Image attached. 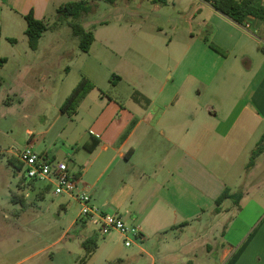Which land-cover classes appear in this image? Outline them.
Wrapping results in <instances>:
<instances>
[{
    "label": "crops",
    "instance_id": "obj_1",
    "mask_svg": "<svg viewBox=\"0 0 264 264\" xmlns=\"http://www.w3.org/2000/svg\"><path fill=\"white\" fill-rule=\"evenodd\" d=\"M145 2L156 14L170 6L187 14L188 35L181 42H163L155 35L162 33L163 26L153 24L147 30L142 24L126 25L132 33H128L132 40L126 48L149 60L150 68L122 58L128 65L122 75L112 79L107 75L102 84L83 78L93 89L74 115L60 107L61 115L73 117L78 128L83 125L75 132L73 153L66 149L40 153L56 160L71 157L70 169L78 187L90 195L92 204L121 218L143 242L146 238L163 242L170 233L198 226L200 234L191 243L201 241L208 254L217 252L220 245L217 264H224L253 232L249 223L237 231L235 239L229 237L235 216L226 213L240 203L234 206L227 199L218 214L214 209L216 199L226 189L235 194L237 178L253 172L264 156L247 168L264 135V24L253 21L245 24L248 28L240 27L205 0H140V8ZM64 4V0H0V61L5 60L1 90L6 84L5 67L17 60L19 46L25 43L28 59L23 70L32 75L24 80L25 85L22 67L17 70V81L26 87L25 95L11 89L19 102L32 93L39 103V92L42 97L50 91L55 75L48 70V61L55 54H47V48L39 50L44 34L58 24L50 27L52 12L57 14ZM30 13L48 26L36 50L30 49L25 34ZM96 42L94 35L85 54ZM107 51L120 56L119 50ZM124 83L129 92L121 87ZM111 91L116 94L108 95ZM8 99L9 104L15 101ZM52 128L53 124L37 134L43 136ZM215 232H220L221 242ZM194 256L188 264H198V255ZM152 258L153 264H167L165 257ZM234 264H264V225L254 231Z\"/></svg>",
    "mask_w": 264,
    "mask_h": 264
},
{
    "label": "rangeland",
    "instance_id": "obj_2",
    "mask_svg": "<svg viewBox=\"0 0 264 264\" xmlns=\"http://www.w3.org/2000/svg\"><path fill=\"white\" fill-rule=\"evenodd\" d=\"M70 2L87 3L90 11L78 20L62 18L52 12L55 17L50 27L54 22L58 24L44 34L39 52L47 48V54H55L48 61V70L55 79L50 82L48 93L40 97L39 92V103L33 100L32 93L27 95L24 103L11 94L12 89L25 95L26 87L20 86L16 75L19 67L23 70L27 66L26 43L19 46L21 56L18 54L17 60L5 67L3 73L6 84L0 92V264H153L154 256L167 258L164 260L167 264H188L195 254L198 255V264H217L220 245L217 252L208 254L203 251L205 246L201 241L191 243L200 234L198 226L170 233L162 239L163 242L156 238H146L143 242L131 232L132 245L126 247L122 235L118 232L103 235L95 220L87 219L83 225V219H80L82 207L78 202L67 195H55L54 189H47L44 183L32 184L23 178L18 153L28 143H32L37 152L66 149V152L73 153L75 132L83 125L78 128L73 117L61 115L60 107L83 78L94 84L105 83L107 75L111 78L125 73L128 69L126 62L150 68L149 60L126 48L127 42L130 47L132 40L128 35L132 33L125 29L126 25L142 24L147 30L153 24L163 26L162 33L155 34L163 42H181L188 35L187 14L179 13L172 6L156 14L148 2L140 8V0H120L117 6L105 0H64L65 4ZM72 23L94 33L97 42L89 54L80 50ZM107 48L119 50L120 56ZM31 76L23 70L21 82L26 85L24 80ZM121 87L130 91L127 83ZM115 94V91L108 93ZM9 97L15 100L12 104H9ZM52 124L49 133L37 134L50 129ZM32 134H35L34 142H30ZM237 179L238 188L233 193L243 195L239 206L226 213V216H235L229 231V237L234 239L244 225L251 223L253 231L264 225V156L253 172L246 171ZM230 204L233 205L232 201ZM215 233L217 241L221 242L220 232ZM92 240L97 247L88 254L83 243Z\"/></svg>",
    "mask_w": 264,
    "mask_h": 264
},
{
    "label": "trees",
    "instance_id": "obj_3",
    "mask_svg": "<svg viewBox=\"0 0 264 264\" xmlns=\"http://www.w3.org/2000/svg\"><path fill=\"white\" fill-rule=\"evenodd\" d=\"M110 4H115L117 0H105ZM158 1V0H154ZM164 2V0H160ZM212 5L215 12L232 21L236 25L243 27L245 24L259 21L264 24V4L262 0H205ZM89 7L87 3L70 2L60 6L57 10V14L62 18H72L78 20L87 13H89ZM27 30L25 32L30 49L36 50L38 48L39 41L43 34L48 30V26L41 20L34 17L33 13L26 16ZM75 37L79 39V48L82 52L88 53L93 42L94 34L92 31H87L78 24H71ZM214 50H217L212 44L210 45ZM264 51V47L261 48ZM4 59L0 61V91L3 86V80L1 76V67L4 63ZM93 89V85L83 80L72 92L65 104L62 106V112H68L70 115H74L80 101ZM264 143V135L261 136L255 149L252 151L247 168L251 167L257 157L264 153V147L261 144ZM85 149L92 150L93 146L85 145ZM32 184L36 182L31 181ZM49 189V186L48 188ZM241 194H229V190L226 189L215 201L216 208L214 213L220 212V206L224 200L229 199L234 206H238L241 200ZM18 203V202H16ZM255 231V230H254ZM254 231L251 232L244 242L230 255L224 264H234L240 254L243 252L248 241L252 238ZM83 246L87 248L88 254H91L97 247L95 241H85Z\"/></svg>",
    "mask_w": 264,
    "mask_h": 264
},
{
    "label": "built area",
    "instance_id": "obj_4",
    "mask_svg": "<svg viewBox=\"0 0 264 264\" xmlns=\"http://www.w3.org/2000/svg\"><path fill=\"white\" fill-rule=\"evenodd\" d=\"M248 28L247 25H245ZM18 160L23 165L25 180L36 183H44L54 189V194L67 195L78 202L82 209L80 219H92L100 225L103 235L118 232L124 237L126 247H131V231L124 221L115 216L105 214L97 206L92 204L90 195L84 190H79L78 180L70 169L73 161L70 158L63 160L52 159L46 154L37 152L33 145L28 144L18 153ZM22 171V170H21ZM138 239L139 235H133Z\"/></svg>",
    "mask_w": 264,
    "mask_h": 264
}]
</instances>
